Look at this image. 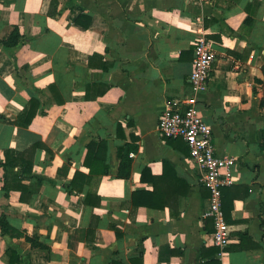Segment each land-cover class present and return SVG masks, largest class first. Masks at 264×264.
I'll use <instances>...</instances> for the list:
<instances>
[{
	"label": "crops",
	"instance_id": "0c3cea01",
	"mask_svg": "<svg viewBox=\"0 0 264 264\" xmlns=\"http://www.w3.org/2000/svg\"><path fill=\"white\" fill-rule=\"evenodd\" d=\"M15 27L23 39L8 47ZM202 39L215 60L207 91L195 95ZM194 97L216 154L237 159L223 190L225 250L213 243L210 191L189 147L158 130L170 103L184 109ZM32 99L37 115L21 126ZM263 99L264 0H0V162L7 151L35 157L29 201L5 196L0 167V214L12 227L0 228V264H264ZM92 142L107 143L110 170L90 186ZM127 144L138 149L121 179ZM76 172L83 191L69 192ZM89 188L99 207L85 204Z\"/></svg>",
	"mask_w": 264,
	"mask_h": 264
},
{
	"label": "built area",
	"instance_id": "2783aa9c",
	"mask_svg": "<svg viewBox=\"0 0 264 264\" xmlns=\"http://www.w3.org/2000/svg\"><path fill=\"white\" fill-rule=\"evenodd\" d=\"M215 55L205 40L195 43L191 84L195 95L208 89ZM183 103H170L161 113L159 134L165 138L182 139L189 147L190 157L199 169L202 185L210 191V207L207 216L213 219L215 231L213 243L225 250L229 243V226L223 208V190L235 182L233 169L237 159L216 154L212 127L200 116L196 98Z\"/></svg>",
	"mask_w": 264,
	"mask_h": 264
},
{
	"label": "trees",
	"instance_id": "16d2710c",
	"mask_svg": "<svg viewBox=\"0 0 264 264\" xmlns=\"http://www.w3.org/2000/svg\"><path fill=\"white\" fill-rule=\"evenodd\" d=\"M78 23L81 24V20H77ZM82 24H84L82 22ZM86 25V24H85ZM23 39L20 30L18 27H15L12 34L8 39L3 41V43L8 47H13L18 45ZM50 89L52 91V95L54 100L61 104L64 100L61 97L60 90L57 85L51 84ZM264 106V99H263ZM39 108V101L37 99H32L29 102V106L24 110V112L19 116L17 123L21 126H29L33 121L35 116L37 115ZM168 140H173L172 138H166ZM41 143H37L34 146V150L36 148L43 147ZM138 149L137 146L127 144L126 146L119 149L118 156L120 159V167L117 174L118 178L128 179L131 176V167H132V158L131 154L136 152ZM33 150V151H34ZM107 152L108 146L106 142L95 143L92 142L88 145V153L85 159V166L90 169L89 175L86 177L88 180V184L90 185V181L94 178L100 179L103 176L109 174L110 166L106 163L107 161ZM34 152H27L20 155H14L12 151L6 152L5 162H0V167L4 169V186L3 191L5 192V196L8 197L10 192H20L21 201H29L31 195L34 190L31 186L27 184L28 180H33L32 170L34 166ZM15 168H18L17 171H14ZM80 173L76 172L75 177L71 185L69 186V192H77L83 191V189L76 187V180L78 177L80 178ZM91 186V185H90ZM85 204L89 206L99 207L101 205V198L97 195V192L89 188L85 197ZM224 208V204H223ZM225 211V208H224ZM226 214V213H225ZM226 220L227 216L225 215ZM0 228L3 234H11L12 227L9 223L8 217L5 213L0 214ZM26 240L31 242L35 247H42L44 245L39 244L35 238L26 237ZM6 255L11 259V263H20V257L17 255V252L14 249H8L6 251ZM116 264V263H114Z\"/></svg>",
	"mask_w": 264,
	"mask_h": 264
}]
</instances>
